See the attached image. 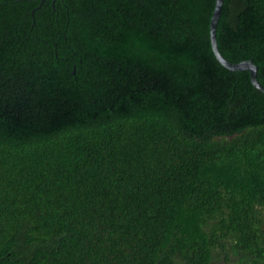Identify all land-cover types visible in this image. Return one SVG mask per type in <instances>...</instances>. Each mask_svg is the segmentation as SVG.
I'll list each match as a JSON object with an SVG mask.
<instances>
[{
    "label": "trees",
    "instance_id": "1",
    "mask_svg": "<svg viewBox=\"0 0 264 264\" xmlns=\"http://www.w3.org/2000/svg\"><path fill=\"white\" fill-rule=\"evenodd\" d=\"M214 1L0 0V264H264V92ZM216 40L264 86V0Z\"/></svg>",
    "mask_w": 264,
    "mask_h": 264
},
{
    "label": "water",
    "instance_id": "2",
    "mask_svg": "<svg viewBox=\"0 0 264 264\" xmlns=\"http://www.w3.org/2000/svg\"><path fill=\"white\" fill-rule=\"evenodd\" d=\"M43 0H41L42 2ZM223 0H215L214 1V8L211 13L210 21H209V39L211 49L213 51L214 56L218 60V62L223 65L228 70H247L249 72V77L252 85L259 89L260 91L264 92V86L259 82L257 79V65H255L251 59L242 60L239 62H231L226 59L218 49L217 40H216V28L218 19L221 13Z\"/></svg>",
    "mask_w": 264,
    "mask_h": 264
}]
</instances>
